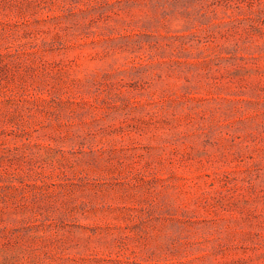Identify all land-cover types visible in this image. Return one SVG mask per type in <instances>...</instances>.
<instances>
[{
  "label": "rangeland",
  "instance_id": "374dc122",
  "mask_svg": "<svg viewBox=\"0 0 264 264\" xmlns=\"http://www.w3.org/2000/svg\"><path fill=\"white\" fill-rule=\"evenodd\" d=\"M0 264H264V0H0Z\"/></svg>",
  "mask_w": 264,
  "mask_h": 264
}]
</instances>
